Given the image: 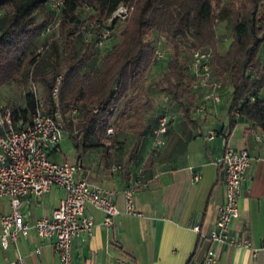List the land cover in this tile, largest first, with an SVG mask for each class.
I'll list each match as a JSON object with an SVG mask.
<instances>
[{"label":"crops","instance_id":"1","mask_svg":"<svg viewBox=\"0 0 264 264\" xmlns=\"http://www.w3.org/2000/svg\"><path fill=\"white\" fill-rule=\"evenodd\" d=\"M260 52L264 59V49ZM220 85L221 101L217 105L204 100L209 89L190 88L192 122L184 118L181 108L161 137L160 151L150 154L152 143L148 140L141 144L138 160L130 166L126 165L132 149L127 153L116 146L99 145L95 139V146L82 150L80 158L75 152L74 160L63 159L61 148L51 156L56 162L82 164L91 183L114 191V202L121 211L114 225L105 228L104 215L89 209L95 228L90 238L81 235L72 241L71 264H207L208 252L213 253L212 264H264V129L237 117L230 130L227 112L233 90L230 84L227 89ZM22 92L21 98L20 85L15 82L0 86V107L14 115L15 97L19 96L25 109L29 92ZM255 94L264 99V89ZM204 103V111H199ZM13 123L20 127L27 122L13 116ZM211 134L214 136L210 139ZM226 147L246 149L251 158L234 228L246 234L258 250L255 256L250 249L229 247L208 237L225 198V173L218 161ZM150 155L151 160L146 162ZM195 176H199V182L194 181ZM129 186H135L137 215L125 212L123 192ZM64 196L63 189L52 187L40 202H24L22 213L33 223L50 215ZM7 204L6 198H0V219L9 212ZM54 242L53 238L43 239L31 231L8 249L0 245V264L18 256L24 258L25 264H60Z\"/></svg>","mask_w":264,"mask_h":264},{"label":"trees","instance_id":"2","mask_svg":"<svg viewBox=\"0 0 264 264\" xmlns=\"http://www.w3.org/2000/svg\"><path fill=\"white\" fill-rule=\"evenodd\" d=\"M174 1L133 0L130 17L120 30L121 39L104 57L97 73L78 74L77 70L94 55L96 42H87L76 57L74 46L87 24L78 18V11L89 8L99 15L96 22L100 24L109 19L124 0H65L57 27L60 44L53 40L49 42L51 65L48 71L42 70L36 59L25 51L26 40L37 35L42 27L41 22L33 20V13L42 9L48 0H0V8L8 9L0 31V86L16 81V71L29 63L31 81L41 85L44 110L50 116L56 109L59 111L64 132L70 135L72 147L80 158L82 150L95 146L98 128L110 123L132 81L152 64L156 50L146 37L152 31H164L168 43L177 48L178 35L190 29L201 45L212 51L211 68L220 79L227 76L232 86L227 112L230 130L237 117L264 129V99L255 96L257 91L264 89V59L260 57V51L264 49V0H181L177 11L170 13L166 7ZM218 19L232 22L231 43L222 56L217 49L215 27ZM99 34L100 29L94 37L98 38ZM250 68L255 72L253 78L248 72ZM167 69V74L174 79V84L166 89L167 95L172 104L181 106L182 115L191 123L193 98L189 90L192 77L177 56L170 59ZM73 76L76 79L71 85ZM58 77L61 81L55 100L52 92ZM25 99L27 107L23 112L32 115L36 107L35 95L27 93ZM78 102L82 105L76 117H72L71 111ZM141 143L139 135L126 166L138 160ZM151 158L150 155L146 162Z\"/></svg>","mask_w":264,"mask_h":264},{"label":"built area","instance_id":"3","mask_svg":"<svg viewBox=\"0 0 264 264\" xmlns=\"http://www.w3.org/2000/svg\"><path fill=\"white\" fill-rule=\"evenodd\" d=\"M64 2L65 0L47 2V6L59 14V22ZM132 10L133 0H124L108 20L113 23L121 19L125 25ZM99 29L100 24L87 23L82 28V33L94 36ZM107 36L108 33L100 30L96 44L102 46ZM191 57L187 64L188 72H192L191 88L209 89L204 100L214 105L219 104L221 85L219 82L211 81L212 51L210 49L193 51ZM248 72L252 78L255 76L251 68ZM60 81L61 78L58 77L52 92L55 100ZM42 105L41 97L35 96L36 107L31 120L20 127L14 126L12 112L0 107V198H6L9 205V212L0 219V245L3 249H8L10 244H15L20 238H27L33 231L40 238H53L60 264H71L72 241L81 235L90 238L95 228V221L89 209L104 215L102 227L105 228L114 225L121 211L114 202V191L91 183L82 164L68 160L62 162L52 160L51 156L60 150V143L65 135L64 125L57 109L54 115L50 116ZM205 105L204 103L198 110L204 111ZM71 112L75 114L76 111ZM168 129L169 117L162 115L158 118L154 133L155 150L162 147L161 137ZM113 134V129H107V135ZM213 136L214 134H211L209 138ZM250 163L251 158L246 149L232 147H226L219 159L218 165L225 173V198L208 237L212 242L229 247L250 249L255 256L258 250L252 247L246 234H240L234 228L239 218L241 187ZM194 181L199 182V176H195ZM52 187L63 189L65 196L60 199L50 215L42 216L30 223L20 210L22 204L32 200L40 202ZM134 191L135 186H129L123 192L125 212L131 215L138 214L134 205ZM205 262L207 264L214 262L212 252H208ZM6 264H25V261L18 256Z\"/></svg>","mask_w":264,"mask_h":264},{"label":"rangeland","instance_id":"4","mask_svg":"<svg viewBox=\"0 0 264 264\" xmlns=\"http://www.w3.org/2000/svg\"><path fill=\"white\" fill-rule=\"evenodd\" d=\"M181 0H175L173 3L166 7V10L170 13H175L179 7ZM7 8H0V31L2 29V21L7 16ZM216 15H219L218 10ZM78 18L81 21H86L88 24L97 23L100 17L95 14L89 8H83L78 11ZM92 18V19H91ZM91 19V20H90ZM33 20L35 22H41L42 27L40 32L37 33L32 39L26 40L25 51L36 59L37 64L42 70L48 71L51 65V49L49 47L50 41H56L60 44L58 38V22L59 14H56L51 10L47 4L42 9L33 13ZM124 22L121 19L115 20L113 23L108 19L100 22V30L108 33L107 39L102 46L96 44L97 38L91 35H81L76 41L74 49L75 55L78 57L82 50H84L87 42H95L94 55L90 60L81 66L77 72L81 74L83 72L96 74L104 57L115 48L120 41V30L124 27ZM231 27L232 22L230 19L225 21H216V33H217V49L220 54L226 49L231 40ZM95 31V30H94ZM93 31V32H94ZM193 30L187 29L176 38L177 48L170 45L167 40L166 33L164 31H152L150 35L146 37L148 43L155 48L156 55L153 59L150 67L140 76L136 77L129 88V91L125 98H123L119 106L115 109L112 119L109 124H102L98 128L95 142L100 144H106L109 146H116L117 148L127 151L132 149L136 138L140 135L142 137V145L148 140H151L150 154H155L160 151L161 148L155 150V129H157L158 118L162 115H167L170 121H175L179 116L181 107L179 104H172L166 89L174 84V79L170 77L168 73V63L173 56H177L181 62L187 66L192 59L191 54L193 51L206 50L201 45L200 41L195 37ZM175 48V49H174ZM60 49V46H59ZM32 67L29 63L25 64L18 71H16L15 83L20 85L21 98L23 97L22 90L27 92H33L35 96H41V86L37 83H33L30 79ZM211 68V81L219 82L227 89L229 87V79H220L219 76ZM192 73L191 71L189 74ZM191 75V74H190ZM76 76L70 78L71 85H74ZM10 82L9 84H12ZM15 97L16 107L15 118L17 121L28 122L31 118V113H24L21 104V99ZM81 102L75 104L73 110L75 114H70L72 117H76ZM12 109L11 107H9ZM107 129H113L114 134L107 135ZM61 157L63 159L74 160L76 158L75 150L72 147L70 135L65 133L63 140L60 143ZM143 153V151H142ZM58 193L62 194L59 190ZM26 204L22 205L20 210L23 211Z\"/></svg>","mask_w":264,"mask_h":264}]
</instances>
